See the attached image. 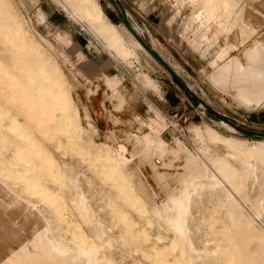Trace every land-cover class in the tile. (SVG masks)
<instances>
[{
    "label": "rangeland",
    "instance_id": "374dc122",
    "mask_svg": "<svg viewBox=\"0 0 264 264\" xmlns=\"http://www.w3.org/2000/svg\"><path fill=\"white\" fill-rule=\"evenodd\" d=\"M7 1L11 3L13 12L29 27L35 39L34 47L24 50L12 42L9 37H6L5 32L0 35V60L5 63V70L0 69V109L3 111L0 122V149L1 157L7 160V164L11 167L10 178H6L5 184L20 194L24 200L33 203L40 212L47 213L50 217L60 216L58 221L68 236L71 235L72 229H76L75 227L81 223L85 234L96 238L91 225L86 223L87 221L83 217L80 219V216L75 213L73 204L77 199L85 197L86 205L94 211L97 219L103 224H108L110 221L111 204L117 206L124 218L125 223L122 225L132 224L130 236L135 239L138 248L136 254H129L121 247H115L114 256L117 259L121 260L123 257V260L124 258L126 260L124 262L122 260V264H139L138 261L140 264H146L142 254L149 257V264L151 262L162 263V260L163 262L167 261V264H185L184 261H175L172 255L164 257L159 255L165 250L163 245L160 246L154 241V237L158 233L166 236L168 232L159 229L156 223L147 225L148 214L142 192L153 202L160 203L166 195V189L155 174L168 175L169 185L180 187V176L188 171L185 169L186 165L189 166L195 159L201 164V168H197L195 173L214 171L212 161L221 158L242 168L243 173L247 170L243 163L245 161L253 162L259 178L264 174V160L256 161L252 157L247 158L246 150L243 148L234 149L235 143L239 144L243 140L251 142L264 139V136L243 131V129L264 130V90H254L252 87L254 84L250 81L252 78L249 75L246 77V86L239 82L241 80L244 82V77L239 72L250 73L248 64L251 59L249 56L254 45L259 44L264 47V0H152L150 6L159 7L162 10L160 19L156 17L155 20L159 21L160 26H163L162 29L165 30V37L159 40L154 39L155 43L149 41L145 26L134 11L129 9V3L126 4L125 0H119L120 8L126 12L139 37L165 58L188 84L190 93L158 59L138 47L140 44L127 31L121 14L115 10L110 0L97 1L107 10L109 9L107 5H110L112 12L117 13L115 19L118 20V23L115 24L113 21L112 23L123 39V44L119 47L106 45L102 35L91 29L88 22L82 19L68 3L69 10L64 9L62 2H66L65 0ZM38 11L43 14V21L39 18ZM105 14L111 20L109 15ZM237 16L241 18L240 22H238ZM237 22L244 25L239 35L235 31L240 26ZM0 25L4 26V31H8L5 21L0 20ZM231 26H234V29ZM229 27L231 28L229 29ZM244 29H250L251 36L247 33V37L243 35L245 34L243 33ZM60 32L70 38L69 44H64L63 41L56 39L55 35ZM71 35L81 37L82 47L72 42ZM191 45L201 46L205 51L207 49V54L202 56L199 49L197 50L196 46L195 49ZM80 49L88 55L100 53L101 56L109 57L116 75H106L105 80L111 89L109 97L116 100L114 103L116 108H120L125 100L123 93L118 88L119 82L124 87L130 86L132 89L141 90L150 96V91L141 84L145 72L155 78L156 84V78L164 79L165 83L170 84L178 93L179 105L173 109L172 113H164L150 104L152 109L147 113L148 122L144 125L139 123L134 127H124L126 128L124 129L125 135L123 134L122 140H118L126 143L129 149H136L149 143L157 133L159 136L161 134L165 140H162L161 137L158 138L157 153L151 157L154 172L147 164L144 167H139L140 162L138 163L137 160H132L130 164L131 168L136 171L134 182L139 184V179L143 180L142 190L137 187L133 179L130 183L126 181L123 183L119 178L116 181L108 176V167L103 156L107 152L106 148L113 146V140L105 141L102 135L98 138L87 139L90 136L88 135L90 131L91 133L93 131L87 123V120L92 122L91 118H86V111L84 113L82 110L80 111L79 89L83 84L79 81L77 62L85 57ZM187 49L193 56L192 62L184 60L183 51ZM234 58L237 60L234 71L231 70L228 74L224 72L222 75L213 77L214 72L218 73L219 65L228 59L233 61ZM45 68L54 75L61 76L72 92L73 105L77 108V112L74 114L76 121H74L75 124H68L67 131L66 129L61 131L64 129L63 123L52 117L45 105L46 103L54 104L49 93L44 91L43 98L36 102H33L35 100L33 96H24L25 93L38 92L37 83L46 81L42 72ZM7 73L11 76L9 77ZM159 73L163 76L158 77ZM236 76L240 79L238 80ZM17 80L24 83L25 90L23 86H20L23 88L21 90L14 84ZM248 81L251 82V85ZM237 86H241L240 89L244 86L245 88L251 86L249 89L255 93L249 92L248 95L257 94L253 95V99L240 100L237 95L240 89ZM153 91L161 95L157 85ZM153 91L151 90V92ZM203 103L225 116L210 112ZM66 106L67 104L64 107ZM61 111L57 109L56 113L60 114ZM14 119L20 129L12 127L11 122ZM222 121L233 126L235 130ZM78 123L84 128L83 130L76 127ZM206 126H211L230 139L210 140L206 135ZM129 131L145 133V135L137 136ZM70 134H73L74 138H70ZM101 141L105 144L102 145ZM21 146L23 154L21 157H17V150ZM161 151H163L162 154H160ZM51 159L56 163L54 166L50 163ZM5 172L1 171L0 174ZM161 174L158 176L161 177ZM179 174L180 176H178ZM35 179L48 187L50 195L52 193L55 197L53 198L51 195L47 198V194H39L37 191L26 188L28 184L25 180L29 183ZM162 181L168 187L164 178ZM119 183L129 184L119 187ZM259 183L261 184V180ZM259 183L258 185L250 183V188H243L242 193L249 195L253 187L252 195L258 199H264V186L261 187ZM169 189L168 187L167 192ZM130 195L134 198L133 200ZM47 199L49 203L50 201L52 203H46ZM62 199L69 203L63 204ZM69 200L75 202L72 203ZM205 205L214 206L215 203L213 200H208L205 201ZM22 211V207L9 208L5 211L6 213L3 210L0 211L1 248L12 243L11 229L21 230V221L18 219ZM203 214L206 215V219L203 221L205 227L198 232V236L205 233L206 230L210 231V223L224 226V223L217 219L219 216L223 217L224 222L228 218L224 212L220 213L218 217L214 214L211 218L207 212L203 211ZM200 215L198 214V216ZM23 224L22 231H24ZM260 224H264V214L256 222L252 231H243L247 227L244 224L242 230L237 232L236 239L246 254L243 261L245 264H264V231L261 230ZM229 229V227H224V231L228 232ZM107 235L114 240L117 239L118 234L115 229H112ZM154 253L159 254L153 257ZM169 259L170 262H168Z\"/></svg>",
    "mask_w": 264,
    "mask_h": 264
},
{
    "label": "bare ground",
    "instance_id": "6f19581e",
    "mask_svg": "<svg viewBox=\"0 0 264 264\" xmlns=\"http://www.w3.org/2000/svg\"><path fill=\"white\" fill-rule=\"evenodd\" d=\"M65 1L66 2H62L64 9L69 10L67 3L74 8L76 13L88 22L91 29L102 35L106 45L108 44L119 47L123 44V39L119 35L116 26L108 19L97 0ZM38 12L40 16L39 18L43 21V14L41 11ZM237 18L239 17L237 16ZM0 20L3 22L5 21L8 28V31H4V26L0 25V35L5 32L6 37H9L12 42L24 50L32 49L34 47V35L30 32L29 27L25 25L24 21L19 19V17L13 12L11 3L7 0H0ZM238 20V22H240L241 18ZM238 24L240 25V29L238 27L235 31H237V34L239 35L241 34L240 30L244 25H241L240 23ZM231 27L234 29V26ZM231 27H229V29ZM125 28L140 44L138 47L149 54L145 47L142 46L137 38L134 37L131 31L127 27ZM245 30L247 29H244L243 33L245 34L243 35L246 37L247 35L251 36V30ZM55 37L58 41H63L64 44L70 43V38L64 33L60 32L55 35ZM253 48L254 49L249 56L251 61H249L248 64L250 73L247 74L243 71L239 72V74L244 77L243 79L241 76L244 82H241L242 80L239 82L242 83V85L245 84L246 86V77L249 75L252 78L249 80L252 84H254L252 85L253 89L257 91L264 90V47L263 45L261 46L258 44L256 46L254 45ZM231 59H228L223 62L222 65H219L218 73L214 72L213 77L216 75H222L224 72L228 74L231 70L234 71L233 69L237 65V60L234 58L232 61ZM4 66L5 63L0 60V69L5 70ZM242 67L244 68V66ZM42 72L46 81H39L37 83L38 92H29L28 94L25 93L24 96H33L35 97L33 102H36L37 100L40 101L43 98L44 91L49 93L54 104L48 103V105L46 103L45 105L47 106V109H49L50 115L55 117V119H58L59 122L61 121L63 123L64 129H61V131H65V129L67 131L69 128L68 124H75L74 121H76L74 114L77 112V108L73 105L72 94L61 76L54 75L46 68L42 70ZM8 76L10 77L11 75L8 74ZM236 78L238 79L237 76ZM141 80V83L146 89H153L155 87L154 82L147 75L143 74V78ZM14 84L19 87L24 85V83L19 80H17ZM245 86L242 89H240L241 86H237L239 87L238 89H240L237 94L238 98L240 100H246L248 98L253 99V95H256L257 93L252 94V96L248 95L255 92H251V89H249L251 86L248 88H245ZM23 88H21V90ZM66 104L67 106L64 107ZM57 109H60L63 112L61 111L60 114H57ZM85 114L86 118H89L87 113ZM2 115L3 111L0 109V122L2 121ZM12 122V127L16 129L18 127L17 123H15L16 119ZM222 122L235 130V128L230 124L224 121ZM87 123L93 131L92 133L90 131L88 134L90 136L87 137V139L95 137L96 134H99V130L90 120H87ZM76 127L80 128L79 130L84 129L79 125V123ZM17 129L20 128L18 127ZM206 132L207 137L212 141L230 139L228 136L222 135L211 126H206ZM18 133L21 134L20 132ZM69 136H71L70 138H74L73 134H70ZM260 140L261 141L251 142L243 140L240 143L238 142L239 144H232L235 146V148L233 147L234 149L238 147L245 149V156L247 158L252 157V159L256 161H263L264 139ZM104 144L105 143L102 142V145ZM124 146L125 145H123L122 142H114L113 146L106 148L107 152L104 154L103 159L108 167V172L112 171V173H108V176L116 181L119 178L123 181V183L124 181L130 183L133 176L131 173L126 172V163L128 162L129 157L127 159L125 156L126 149ZM17 151V157H21L23 154L22 146ZM1 156L2 153L0 149V172L6 171L5 173L0 174V211L3 210L5 212L9 208L18 209L21 207L23 208V211L18 219L21 221V230L14 231L11 229L10 237L13 238L12 243L5 245V248L0 247V264H122L123 257L120 260V258L117 259L113 254V252H115L113 251L115 247L119 246L126 250L125 252H128L129 254H136L138 252V248L136 246L137 243L135 239L130 236L132 224L128 223L127 226L122 225L125 222L123 220V216H121V210L117 206L111 204L110 207L112 215L110 217V221L108 224H103L97 219L94 211L86 205L85 197L77 199L76 202L73 200L75 203L71 200L69 201L74 203L73 205H75V213H77V216L79 215L80 219L83 217L87 221L86 223L91 225V229L94 230L93 235H95L96 238H92L90 235L88 236L85 234L84 227L81 223L75 227L76 229H72L71 235H66L64 233L65 229L63 230V227L58 221L60 216L50 217L47 213L40 212L37 210L36 206L33 205V203L24 200L20 194L5 184L6 178H10L9 172L11 171V167L7 164V160H4ZM50 163L53 166L56 164L52 159ZM212 165L214 171L210 173H195L197 168H201V164H199V162L195 159L191 164H189V166L186 165L185 169L188 171L185 174L181 176L180 174L178 175L180 176V187L171 186L164 199L160 203H157L156 213L150 212L149 208L147 206L145 207L148 214L146 219L147 225L156 223V226L159 229H164L168 232L166 236L162 233H158L154 237V241L160 246L163 245L165 251L161 254L154 253L153 257L158 254L161 255V257L172 255L175 261H184L185 264H245L243 261L246 254L244 253V248H242V246L238 243L236 235L237 232L242 230L244 224L247 226V229L245 228L243 231H252L255 228L256 222H258L264 214V199H258L252 195V191L254 190L253 187L249 195L242 193V189L249 187L250 183H257L258 185L260 180L261 184H259L263 187L264 174L261 175V178H259L257 168L254 163L250 161H245L243 163V166L247 167L245 173H243L242 168H238L229 161L221 158L214 159L212 161ZM25 182L28 184L26 188L32 189L35 192L37 191L39 194H47V198L51 195L53 198L55 197L52 193L50 195L48 192L49 190H47L48 187L41 184L37 179L30 181L29 183L26 180ZM129 183H125V185ZM120 185L125 186L122 183H119V187ZM135 198L139 199L137 196ZM133 199L134 198L132 197V200ZM208 200H213L215 205H205V201ZM54 201L58 200L54 199ZM63 202V204L69 203L68 201ZM46 203H49L48 199L46 200ZM50 203H52V201H50ZM63 209H65V207ZM202 210L210 214V218L214 214L218 217L220 213L222 214V212H224V214L228 217L227 221L224 222L223 217L219 216L217 219L221 220L224 223V226L210 223V231L206 230L205 233H201L202 236H198V232L205 227L203 221L206 219V215L203 214ZM198 214L202 215L198 216ZM22 224L24 231H22ZM90 225L88 226L90 227ZM259 226H261V230L264 231V224H260ZM224 227H229V231H224ZM112 229L117 231V239L113 240L108 237L107 233ZM142 255L146 260V264H149V257L144 254ZM166 262L167 261L163 262L162 260V263L159 262L155 264H167ZM168 262H170V259ZM138 263L140 264L139 261ZM150 264L154 263L151 262Z\"/></svg>",
    "mask_w": 264,
    "mask_h": 264
},
{
    "label": "crops",
    "instance_id": "0c3cea01",
    "mask_svg": "<svg viewBox=\"0 0 264 264\" xmlns=\"http://www.w3.org/2000/svg\"><path fill=\"white\" fill-rule=\"evenodd\" d=\"M151 2L152 0H125L126 4L129 3L128 4L129 9L131 11H134L136 16L139 17L141 23L145 26L148 32L149 41L151 43H155L154 39L159 40L165 37V30L162 29L163 26H160V22L155 20L156 17L160 19V14L162 10L159 7L150 6ZM107 6L109 8L108 11L112 14L114 18H116L117 13L112 12L110 5ZM110 21L112 22V20ZM71 40L73 43L75 42L77 45L82 47L81 37L79 35L76 36L71 35ZM195 46L192 47L195 48ZM196 48L199 49L200 53L202 52L201 53L202 56L206 55L207 51L205 52V50L201 46L200 47L196 46ZM80 50L85 55L84 58L79 59V61L77 62L78 70H79L78 75L80 77L79 81L81 82V84H83L79 89L80 91L79 98H80V102L82 103V104L80 103V111L82 110L83 113L86 111L88 117L91 118L92 123L99 130V134H96L95 138H98L100 135H102V137L104 136L105 139L103 140L105 141L111 142L114 139L113 142H119L117 140H122V138L124 137L123 136L124 129H126L124 127L127 128L134 127L139 123H141V125H144L146 122H148L147 117L149 116L147 115V113L150 109H152L150 104L158 108L160 111L168 114L170 112L172 113L173 109L178 107L179 105L178 93L171 87V85L166 84L164 79H157V78H156L157 80V84H156L154 80L155 78H153L147 72L144 71L145 73L143 74L151 78V80L154 82V85L155 86L157 85V89L159 90V92H161V95H158V93H155V91H153L155 87L153 89H148V91H150V96H149L148 94H146L141 90L132 89L130 86L124 87V85H120L121 82H119L118 88L123 93L125 100L120 108H116L114 106L116 100L109 97L111 89L107 85L105 80L106 75L115 74L113 72L114 66L112 65L109 57L101 56L100 53H93L91 55H88L82 49ZM183 52L185 54L184 60L186 62L189 61L192 62L193 56L191 55V51L187 49L184 50ZM160 76L163 75L159 73L158 77ZM142 86L145 87L143 84ZM151 90L153 92H151ZM104 132L106 133V135ZM129 133L137 134V136L145 135V133L139 134L132 131H129ZM157 134L152 138V140L149 143L140 146L139 148L141 150L138 148L129 149L127 147V144L123 143V145L124 144L126 145L124 146L126 149L125 156L127 157V159L129 157L128 162L126 163V172L131 173L133 176V177L131 176L132 178L130 182H132V179L134 182V176L136 174L134 168H131L130 166L132 160H137L138 163L140 162L139 167L140 166L144 167L145 164L149 165L152 171L154 172L153 170L154 166L152 165L151 157L153 156L154 153H157L158 150V148L156 147L158 146L157 140L158 138L161 137V134L160 136L159 134L158 135ZM115 135H117V137H115ZM161 139L164 140L162 137ZM162 153L163 151H161L160 154ZM109 173H112V171L111 172L109 171ZM158 174L161 173H157L155 174V176L157 179L160 180L162 185L165 187L167 193L168 187L165 186L161 177L164 176L163 178L165 180V183H167L170 188L171 185H169L168 183L169 176L165 174H161L160 177L158 176ZM142 181L143 180L141 178L139 179L138 182L139 184H136L134 182L140 190H142ZM142 196L144 199L143 201L146 203V206H148L150 212L156 213L157 202L156 203L153 202V200L150 197L147 198L143 192H142Z\"/></svg>",
    "mask_w": 264,
    "mask_h": 264
},
{
    "label": "water",
    "instance_id": "95a60500",
    "mask_svg": "<svg viewBox=\"0 0 264 264\" xmlns=\"http://www.w3.org/2000/svg\"><path fill=\"white\" fill-rule=\"evenodd\" d=\"M115 8V10L121 14V17L123 19L124 25L134 34V36L142 43V45L145 47V49L156 59H158L171 73L172 75L179 81V83L184 87L185 90H187L190 93V87L188 84L180 77V75L175 71V69L165 60L164 57L159 55L149 44H147L143 39L139 37L137 32L135 31L133 25L131 24L129 17L127 16L125 11H122V8H120L119 0H110ZM205 108H207L210 112L220 115V116H225L224 114L220 113L219 111L213 110L209 105L203 103ZM245 133H250L254 135H261L264 136V130H246L243 129Z\"/></svg>",
    "mask_w": 264,
    "mask_h": 264
},
{
    "label": "trees",
    "instance_id": "16d2710c",
    "mask_svg": "<svg viewBox=\"0 0 264 264\" xmlns=\"http://www.w3.org/2000/svg\"><path fill=\"white\" fill-rule=\"evenodd\" d=\"M102 8H103V10L105 11V13H107V14L109 15L110 19H111L113 22L118 23V20H116V19L112 16V14H111L106 8H104V7H102Z\"/></svg>",
    "mask_w": 264,
    "mask_h": 264
}]
</instances>
